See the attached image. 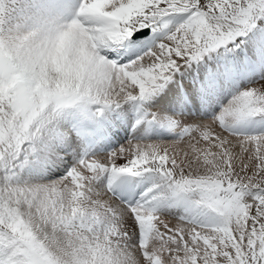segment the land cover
<instances>
[{
	"label": "snow or ice",
	"instance_id": "6c2138e0",
	"mask_svg": "<svg viewBox=\"0 0 264 264\" xmlns=\"http://www.w3.org/2000/svg\"><path fill=\"white\" fill-rule=\"evenodd\" d=\"M0 264H264V0H0Z\"/></svg>",
	"mask_w": 264,
	"mask_h": 264
}]
</instances>
